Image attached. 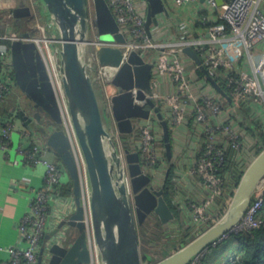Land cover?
Segmentation results:
<instances>
[{"label":"built area","instance_id":"built-area-1","mask_svg":"<svg viewBox=\"0 0 264 264\" xmlns=\"http://www.w3.org/2000/svg\"><path fill=\"white\" fill-rule=\"evenodd\" d=\"M106 1L119 26V31L125 36V41L102 39L94 27L95 35L89 36L85 60L94 85L97 84L102 91L101 106L111 117L108 130L121 157L125 148L138 152L142 170L151 177V184L169 190L171 203L184 216L185 224L191 228V233L199 235L215 224L210 225L209 222L214 221L215 211L219 209L218 199L223 196L224 178L221 170L226 166L227 156L232 155L234 163L244 171L255 158L248 156L244 141L247 133L237 125L236 101L231 103L228 100L229 102L225 104V96L211 83L202 71V66L222 89L221 83L225 82L224 84L229 85L237 101L250 97L253 111L255 102L260 109H263L264 85L257 73L255 74L257 72L255 65L253 72H249L242 68L239 62L243 52L250 58L253 46L264 40V10L260 8V0H223L221 5L216 0H204L207 4L219 8V20L209 26V35L182 36L181 39L164 40L157 35L160 29H154L152 25L148 31L145 27L147 0ZM173 1L180 5L199 0ZM32 5H34L33 1ZM7 8L10 9L11 6ZM49 20L51 24L48 28L51 29L54 24L50 18ZM155 27L158 28V24ZM42 29L45 33V28ZM16 37L15 33L0 34V40H8V43L0 41V105L16 85L9 46V40ZM30 39L35 41L45 62L61 113L60 127L68 136L72 153L77 161L83 190L82 203L85 207L87 243L91 254L89 264H100L89 210L90 190L85 161L59 72L58 44L60 43L57 35L53 33L43 34L42 37L31 35ZM187 45L195 50L201 60V63L197 64L191 58L194 63L193 68L188 67L183 59L184 55L188 56L182 50ZM100 46L119 48L121 51L119 64L101 63L98 59ZM132 50L139 52L152 64L151 91L146 93L145 99L135 100L144 107L150 108V112L146 118L133 120V130L128 133L130 147H125L111 114V96L116 89L111 81L120 66L128 60ZM109 84L114 86V91L110 93L106 90ZM131 91L135 94L137 87L131 88ZM147 98L155 102V106L159 108L168 123L170 158L166 154L160 119L154 108L147 104ZM16 125L15 113H0V150L4 155L13 144L12 136ZM180 126L183 129L179 130L180 135L189 134L194 138L192 142L184 144L190 150L188 153L186 149L174 150L173 140ZM32 132L26 128L21 129L22 138L15 146V150L22 155L23 162L44 167L43 186L33 191L27 210L20 218L18 232L22 244L6 247L0 245V251L6 252L7 256L0 264H37L40 247L45 243L49 244L46 239L44 244H41L47 234L49 219L57 222L56 228L60 221L67 218L75 209L73 194H64L61 190L65 176L71 181L67 169L61 160L57 159L58 156L56 159L49 157L48 152L51 150L46 140L43 142L34 138ZM252 151L253 148L250 153ZM123 169V178L130 192L125 163ZM168 177L170 183L167 185ZM53 200L56 203H51ZM263 208L264 178L258 183V190L245 213L230 228L229 233H245L264 226V217L260 216ZM63 237H65L64 232L60 229L53 234L51 240L60 242ZM219 238L202 249L188 264H207L204 257L210 246L215 245ZM217 264L249 263L239 260L236 253H233Z\"/></svg>","mask_w":264,"mask_h":264},{"label":"water","instance_id":"water-1","mask_svg":"<svg viewBox=\"0 0 264 264\" xmlns=\"http://www.w3.org/2000/svg\"><path fill=\"white\" fill-rule=\"evenodd\" d=\"M41 13L48 16L57 29L59 47V72L63 90L71 114L76 136L83 153L90 190L89 210L100 264H143L137 226L153 212L162 223L174 219V213L161 195L163 189L155 190L151 177L143 172L137 151L124 149L121 157L114 140L103 122V112L95 85L88 71L85 53L91 24L102 39L125 41L106 0H92L93 17L90 19L89 0H41ZM221 5L223 0H216ZM169 15L165 0H147L145 27L159 24L160 15ZM14 18H30L33 8L27 0H20L11 8ZM43 17V16H41ZM30 31H21L9 40L15 83L29 101L20 108L18 116L22 123L33 130L38 127L46 143L64 164L72 185L74 211L62 219L55 230L45 235L49 244L40 247L37 264H89L90 249L87 243L84 221L85 207L82 203V184L70 141L63 128L60 109L45 62L30 39ZM183 52L197 64L201 60L195 50L187 45ZM98 59L101 63L119 64L121 51L117 47L100 46ZM202 71L211 83L230 101L221 86ZM152 64L136 50L122 64L112 78L115 92L111 96V114L122 134L133 130L135 118H146L150 108L135 100L145 99L151 91ZM137 87L135 94L131 88ZM163 127L167 157H171V143L167 121L155 102L147 98ZM123 163L129 177L133 195L123 178ZM264 178V148L245 169L230 201L226 214L220 221L197 235L174 253L153 264H188L202 249L223 234L229 233L245 213L254 197L258 183ZM65 237L60 242L51 240L58 230Z\"/></svg>","mask_w":264,"mask_h":264},{"label":"crops","instance_id":"crops-1","mask_svg":"<svg viewBox=\"0 0 264 264\" xmlns=\"http://www.w3.org/2000/svg\"><path fill=\"white\" fill-rule=\"evenodd\" d=\"M32 1L34 5H32ZM3 2H6L5 4L7 6H11L12 8L18 2H20V0H14L12 2L10 0H3ZM27 3L30 4L33 8L37 9L35 11L38 17H36V15L34 14L36 17V21L39 22L43 19H47V26L49 27V24L51 23L50 20L47 18L48 16H46V14L44 13H41L40 11L42 3L41 0H27ZM165 3L169 10V15L161 14L158 28L155 27L154 24L152 26L154 27V29H160L157 35L164 40L181 39L182 36L197 37L201 34L208 36L209 26L219 20V8H215L207 4L204 0L180 5L174 2L173 0H165ZM259 5L260 8L264 10V0H260ZM11 8H8V11H5L7 9L3 10L4 13L10 12ZM3 16L5 15L1 13V17ZM3 19L5 20V18ZM13 19L15 18L12 17V20ZM31 19H33V17L18 20H20L21 22L26 21L27 23H29ZM7 24L8 23H6V25ZM5 28L6 29L0 34H7L8 32H10L18 35L20 32H16L15 28H12L11 23L10 25L8 24V27L5 26ZM49 32L52 33V30L50 28ZM251 53V57L249 58L248 55L243 52L239 64L240 66H242V68L249 72H253V65H255V68L257 69V72H255V74L257 73V76L261 80V83L264 85V40L256 43L251 49ZM183 59L186 61L188 67L193 68L194 63L191 58L184 55ZM13 90L14 92H16L15 99L13 101H9L8 99L7 102H5L4 100L5 104L3 102L0 105V113H10L12 111H17L18 114L20 108H26L25 106L28 105L29 101L27 100L25 95L20 93L19 89L18 91H16L17 89L14 86L6 97L8 98L10 94H12ZM106 90L109 93L113 92L114 86L109 84L106 86ZM253 108L256 114H254L255 112L253 111V109L252 113L254 115H257V117L264 122V108L260 109L258 107L257 102H255ZM237 115V125L239 128L242 129L243 127L241 126V123L243 121V116L241 115L239 109H237ZM16 126L17 127L14 129L12 136L13 144L11 145V148L9 149L8 153L4 155L2 150H0V245L4 247L9 245L22 244L18 232V224L20 218L22 214L27 210L28 203L33 194V191L43 186L44 167L42 165H30L28 163L23 162L21 160L22 155L18 154L15 150V146L20 142L22 138L21 129H28V127L22 123L19 116H17ZM179 130H183L182 126L177 129V132L175 134L173 140L175 144L174 150L186 149L188 153L190 152V150H188L184 146V144L192 142L194 138L192 135L189 134H187L186 136L180 135ZM243 130L245 131V133H247V136H244L245 147L247 152L249 153L248 156H251L252 158L254 156L252 155V153L254 154L255 150L253 148L252 153H250V150L252 149V145L254 143L253 138L244 128ZM32 131V135L34 138L45 142V138L39 131L38 127L35 126ZM48 154L50 158L56 159L57 157V155L52 151H49ZM66 181H68V178L65 176L64 184H66ZM51 203H56V201L53 200ZM50 219L47 225V233L53 232L57 223L54 219ZM229 236L233 237L232 244L229 247L225 248L221 253L212 254L209 259H206L208 252L211 250V247L209 248L204 257V259H206L205 262L207 264H217L219 261L225 260L231 254L237 253L239 251V241L235 237V234L232 233H229L226 236L219 238L214 246L218 245L221 241L228 238ZM44 242L45 237L43 238L41 244H44ZM6 257V252L0 251V262L3 258Z\"/></svg>","mask_w":264,"mask_h":264},{"label":"trees","instance_id":"trees-1","mask_svg":"<svg viewBox=\"0 0 264 264\" xmlns=\"http://www.w3.org/2000/svg\"><path fill=\"white\" fill-rule=\"evenodd\" d=\"M22 19H24V18H22ZM14 20L15 19H13V21ZM15 23H16V26H19L20 31L21 30L22 31H25V30L30 31V34L33 36L34 30L30 27V25L26 21L21 22L19 20V22H15ZM30 28H31V30H30ZM0 33H2V32L0 31ZM0 41L8 43V40H0ZM224 83H221L223 89L225 90L227 95L234 98V101H236L237 107L240 110L241 115L243 116V121L241 123V126L253 138L254 143L252 145V148L255 149L253 155L256 156L264 148V122L261 121L257 117V115H254L252 113V107L250 105L252 99L250 97H247L244 100H238L237 101L236 97L233 94L232 88L229 85L224 84ZM95 89H96L97 95L102 96V91L97 84H95ZM228 102H229L228 99H226V97H225V104H227ZM11 113H15L18 116L17 111H14V112L12 111ZM227 157H228V159H227L226 166L223 170H221V174L224 178L223 196L221 199H218L219 209L217 211H215V214L213 216L214 221L209 222L210 225L214 224V222L217 221L222 216V214L224 213V211L228 207V205H229V203H230V201L234 195L235 189H236V187H237V185H238V183H239V181H240V179L244 173V169L241 167H237V165L234 163L232 155L229 154ZM57 159H59V157H57ZM170 176H171V174H170ZM169 181H170V177H168L166 179L167 185L170 183ZM61 189H62V192L64 194L72 193L71 181H68L66 184H63ZM166 192L170 193L169 190H167V189H166ZM167 202L169 203L171 209L172 210L174 209L173 211L175 213V217H177L179 222H182V223L178 224L177 228H178L179 233L181 234L180 235L181 237L179 236L180 242L182 241L183 244L179 247L175 245L174 251H177L179 248H181L182 246H184L185 244L190 242L192 239H194L197 236V233L192 234L191 228L189 226H187L185 224V222L180 220L179 211L171 203L170 197H169V199L167 198ZM260 216L264 217V208L261 211ZM155 220H156L157 225H159L160 223L162 224V222L159 220V218L157 216H156ZM139 227L141 228L142 224L138 225L137 229ZM143 230L145 232L147 231L146 228H144ZM140 234L141 233L138 230L139 244H140V238H141ZM235 237L239 241V251L236 253L239 260L246 261L249 264H264V226H262L260 228L251 229L245 233L235 234ZM150 252H152V253L156 252L157 253L156 250L150 251ZM161 253H163V252H161ZM166 256H168V255H166ZM166 256L163 255V258ZM142 260H143V264L155 263V262H149V260H147L146 256H143Z\"/></svg>","mask_w":264,"mask_h":264},{"label":"rangeland","instance_id":"rangeland-1","mask_svg":"<svg viewBox=\"0 0 264 264\" xmlns=\"http://www.w3.org/2000/svg\"><path fill=\"white\" fill-rule=\"evenodd\" d=\"M10 1L12 2L14 0H10ZM89 6H90V13H91L90 14V19H91L93 17L92 0H89ZM7 7L8 6L3 2V0L0 1V31L3 32L6 29L5 26L8 27V24L10 25V23H11L12 28L13 29L15 28V31L19 32L20 31L19 30V26H16L15 22H19L18 19H22V18H15L17 20L13 21L10 12H5L4 13V11H3L5 9H7L5 11H8ZM35 10H37V9L33 8V16H32L33 19H31L29 21V23H28L30 25V27L34 30L33 31V36H37L38 35L39 37H42L43 34H46V35L50 34L49 28L47 26L48 25L47 24V19L46 20L43 19V20L37 22L36 21V17H38V15H36V11ZM1 13L4 14L5 16L1 17ZM34 14L36 15V17H35ZM3 18H5V20ZM47 18L49 19V17H47ZM6 23H8V24L6 25ZM31 28H30V30H31ZM42 28H45V33H44ZM51 30H52V33L54 35H57L56 26H52ZM95 31L96 30L94 28V25L91 24L90 36H94L95 35ZM3 34H5V33H3ZM7 34H10V32H8ZM58 46H60V45L58 44ZM14 87H16V89H17L16 91H18L17 85H15ZM13 92H14V90L12 91V94H10V96L8 98L5 97V102H7L8 99H9V101H13L15 99L16 92H14V93ZM19 92L22 93L20 91V89H19ZM98 97H99L100 104H102L103 103L102 96H98ZM5 102H4V104H5ZM101 108H102V112H103V122H104V125L107 126V123H109V124L111 123V117H110V115H107L105 113V111H104L102 106H101ZM152 117H154V116L152 115ZM121 139H122L123 146L130 147L128 145L129 142H130V134L128 135V134H122L121 133ZM169 195H170V193H169ZM169 197L171 198V196H169ZM228 207H229V205H228ZM228 207L226 208V210L224 211L222 216L217 221H215L214 223H217L218 221H220L222 219V217L226 214V212L228 210ZM179 218H180V220L185 222L184 216L180 212H179ZM171 222H173V223H171ZM179 223H182V222H179L177 217H175L174 219L169 221V223H166V224H163V223L161 224L160 223L159 225H157L155 218L152 215H149V217L145 221H143V223H141L142 227L138 228V230L141 233L140 234V237H141L140 238L141 255L142 256H146L147 260H149V262H157V261H159V260H161L163 258V255L166 256V255L171 254V252L174 253L175 252L174 251L175 250L174 249L175 245L179 247V246H181L183 244L182 241L180 242V237H181L180 235L181 234L179 233L178 228H177ZM144 228L147 229V231H146L147 233L143 230ZM232 236H229L228 238L224 239L223 241H221L216 246H214V245L212 246L211 245L210 246L211 250L208 252L206 259H209L212 256V254H219L225 248L229 247L232 244V242H233V237L234 236L233 237ZM155 250L157 251V253L156 252H153V253L150 252V251H155ZM161 252H163V253H161Z\"/></svg>","mask_w":264,"mask_h":264},{"label":"flooded vegetation","instance_id":"flooded-vegetation-1","mask_svg":"<svg viewBox=\"0 0 264 264\" xmlns=\"http://www.w3.org/2000/svg\"><path fill=\"white\" fill-rule=\"evenodd\" d=\"M155 186V187H154ZM153 186V189H155V190H159V189H163V192H162V196L165 198V200L167 201V198L169 199V193H167L166 192V188L164 187H156V185H154ZM130 190H131V188H130ZM130 193H131V196L133 195V192L132 191H130ZM173 211V210H172ZM173 213H174V211H173ZM149 215H152L155 219H156V215L153 213V212H151V213H149L147 216H146V218H145V220L149 217ZM174 215H175V213H174ZM174 218H175V216H174ZM144 220V221H145ZM166 223H169V222H166ZM166 223H163V224H166Z\"/></svg>","mask_w":264,"mask_h":264},{"label":"bare ground","instance_id":"bare-ground-1","mask_svg":"<svg viewBox=\"0 0 264 264\" xmlns=\"http://www.w3.org/2000/svg\"><path fill=\"white\" fill-rule=\"evenodd\" d=\"M257 190H258V188H257Z\"/></svg>","mask_w":264,"mask_h":264}]
</instances>
